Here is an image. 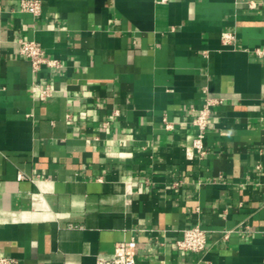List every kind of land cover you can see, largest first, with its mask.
Here are the masks:
<instances>
[{
  "label": "crops",
  "instance_id": "1",
  "mask_svg": "<svg viewBox=\"0 0 264 264\" xmlns=\"http://www.w3.org/2000/svg\"><path fill=\"white\" fill-rule=\"evenodd\" d=\"M21 1L0 0V254L94 264L135 238L136 264H264V0ZM192 223L203 250L178 248Z\"/></svg>",
  "mask_w": 264,
  "mask_h": 264
},
{
  "label": "built area",
  "instance_id": "2",
  "mask_svg": "<svg viewBox=\"0 0 264 264\" xmlns=\"http://www.w3.org/2000/svg\"><path fill=\"white\" fill-rule=\"evenodd\" d=\"M21 8L28 10L35 15H38L42 10L41 0H22ZM226 43L235 41L233 32H224L222 35ZM20 52L28 57L32 62L34 70H39L42 65L60 66L61 62L58 59L51 58L47 55L42 44L33 39H19ZM259 55H264V47L257 48ZM35 91L42 99H47L53 95V88L49 83H36ZM222 102V99L207 98L203 106L200 108L198 115L195 118V124L198 127L197 136L194 138L193 144L199 156H203L206 152L204 137L207 128L212 122V104ZM167 127H171L168 123ZM20 178L26 177L24 173H19ZM208 230L201 226L200 223H192L182 229V236L177 239L178 248L184 251H200L206 248ZM137 241L135 238L122 240L116 244L113 257H97L94 264H136ZM0 264H20L17 257L12 255L0 254Z\"/></svg>",
  "mask_w": 264,
  "mask_h": 264
}]
</instances>
